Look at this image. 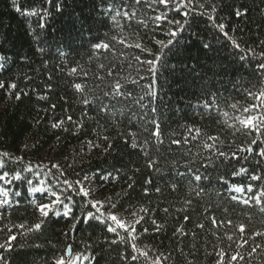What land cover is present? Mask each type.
<instances>
[{
    "label": "trees",
    "instance_id": "1",
    "mask_svg": "<svg viewBox=\"0 0 264 264\" xmlns=\"http://www.w3.org/2000/svg\"><path fill=\"white\" fill-rule=\"evenodd\" d=\"M16 2L23 7L31 5V0H16ZM119 2L120 0H117V3ZM124 2L130 3L131 0H124ZM68 3L71 8L72 0H68ZM233 6L247 9V14L242 18L230 15L229 13L234 11ZM219 16L224 18L219 22H224L230 28L236 29V31H230V35L240 43V49L234 48L229 40L218 33L206 17L198 18L196 30L200 34V39L194 40L189 32L185 31L177 38L180 40L182 56L176 58L171 53L168 54L170 63L195 64L197 72L187 75L185 70L169 75L163 69L160 70L156 84L157 96L152 99L149 106V108L155 107L157 111L152 113L150 110H145L147 119L155 118L160 123L163 133L162 155L156 154L151 144L148 147L153 158L159 160L161 171L156 172L146 167L147 157L143 151L133 150L124 143L126 139H130L126 135L129 130L138 132L139 140L142 141L148 136L143 128L147 127L151 130L154 126L147 122L142 124L137 118H133L130 124V111L120 115L111 108L115 101L111 97H104L103 91L108 90V82L112 81L113 77H108L106 70L98 68L100 63L116 64L122 68L121 76L137 78L139 65L133 61V66L127 67L126 60L117 59L119 52H126L128 59L135 55H140L142 59L152 57L148 53H141L134 48L128 49L119 44L116 45L117 56L111 53L98 57L90 56L93 51L91 45L97 42V38L104 39L106 32L110 35L120 33V29L116 28L107 17H104V23L96 21L95 17L94 20L89 21L92 25L91 31L87 24L82 30L79 24L75 28L72 27L66 15L57 17L48 25L46 42L43 45H32L25 32L26 29L30 30L34 27L35 19L25 18L16 13L12 0H0V40L3 39L4 34H7L9 43L6 44V48L8 54L12 56L5 69H0V81L16 82L18 89L29 93L22 95L20 101H16L7 99L5 90H0V152L8 151L13 156L24 158L21 164L10 162L5 170L14 168L19 171L22 165L29 162L33 167V172L23 173L27 179L32 181V185L18 181L10 186L12 193H21L19 197L13 195L9 197L10 201L19 200L18 204L13 203L12 208L8 210L11 213V220L16 224L23 222L26 225L36 220L38 214L33 215L29 201L35 199L46 202L47 197L44 193L31 195L28 189L36 187L41 180L45 188L49 186V182L52 185L56 184L53 176L43 168L45 164L50 166V163L41 159V154L45 149L48 151L56 149L61 154L64 151L70 152L65 156L61 155L63 157L59 161L70 180L82 178L85 173L91 175L97 170L111 171L116 168L121 169L125 176H134L138 183L135 190L131 192V200L122 201V204L126 208L129 203L143 202L154 209L153 215L158 221L166 222L165 229L160 233L153 232L150 224H145L150 229L149 233L142 235L139 240V246L142 249L147 247L150 255L163 254L170 257L164 261V264H186L185 257L181 255L177 245L187 255L192 244H196L197 248L191 249L195 255H187L188 260H193V264H215L214 250L227 249L232 242L227 241L226 237L218 240L212 236L208 231L211 223L209 220H203V216L214 215L218 220L231 219L233 221L232 226L216 230L220 237H224L225 232L229 235L235 233L238 236L235 225L239 223L246 225L247 233L255 230L264 231V223H262L264 213L260 211L261 206L254 203L249 206L238 204L230 199L231 193L227 191L233 184L264 186V182L258 184L249 179L253 173L261 174L264 170V163L257 165L255 158L240 163L233 160L232 166L238 168L243 164L249 169L248 175L242 176L230 175L231 166L226 169L223 165L219 169L208 167L207 170L201 167L199 173L207 176L208 179L193 182L190 179L191 173L185 166L186 160L198 151L204 157H207L208 153L199 147V141L181 145L179 148L176 145H170V139L187 135L182 125L199 127L212 135L219 134L226 142H229L233 137L230 135L231 130L224 124L228 118L223 116V112H229L230 116L237 115L238 113L234 112L229 105L236 102L240 105L254 103L248 95V90L256 91L259 87H264L253 72L259 57L252 56L250 53L245 55L248 48L255 49L257 53L264 50V44L261 43L264 41V0H223ZM175 18L180 19V16L177 15ZM121 23L125 22L121 21ZM134 31H139L141 36L153 35L150 29L145 30L134 23L131 27L125 26V35ZM154 35L155 39H167L166 35L158 29ZM133 39L134 37L129 35V42ZM202 42L208 43L210 49H204ZM144 43L153 51L159 47L154 46L148 40ZM40 47L45 49L43 53L39 51ZM242 55H245L244 60L240 59ZM105 56L108 59H105ZM77 65L83 72L89 73L87 77L82 73L69 75V70ZM221 68L226 71L222 72ZM98 72L105 77L104 82L95 78V73ZM140 75L145 76L140 83H148L150 78L147 73L140 70ZM76 82L86 84L87 90L83 94L73 89L72 84ZM126 87L140 91L138 86L128 85ZM39 95H46L48 99L39 100L37 98ZM213 97L215 98L214 106L208 110L204 109L203 103L211 101ZM84 98L89 100L88 105L82 102ZM145 103L148 101L146 100ZM100 105H108L109 110L99 111ZM116 107L119 108L120 105ZM137 111L140 110L137 109ZM69 116L72 117V123L67 120ZM37 120L40 122L37 123ZM59 120L65 121L63 128H67L68 131L51 128V124ZM228 122L232 121L228 120ZM77 123H82L84 127H77ZM94 129L110 137L109 143L113 144V148L109 153L105 154L101 149L90 151L87 154L79 152L84 141L96 139ZM235 139L239 142L241 137L237 136ZM168 147L172 148L171 152L166 150ZM189 148L191 149L189 157H184L183 151ZM248 155L252 156V154ZM81 158L82 162H79ZM172 161H175V164L171 163ZM206 162L205 159L204 163ZM68 164H72L73 167L68 168ZM137 168L140 169L139 172L135 171ZM178 172L183 175H177ZM221 174L224 175L227 185L218 179ZM145 179H151L153 183L143 185ZM95 184L100 187L103 185L104 191L94 194V199H100L106 194H114L122 187H126L123 179L116 184H101L97 178ZM171 184L177 185L176 191L171 190L169 187ZM190 184L192 187H204L206 195L188 197ZM142 186L148 187L150 191L159 186L162 194L152 192L150 197L145 198L141 193ZM186 197L193 200L191 208L187 213L176 212L175 209L181 207ZM73 199L75 202L72 205L74 215L80 218L83 215L81 197L74 196ZM164 207L170 208V214L167 216L162 211ZM205 208L210 210L205 212ZM225 208L228 209L227 212L224 211ZM185 214L190 216V220L186 223L182 220ZM198 221L205 224L203 231L194 228ZM89 223L96 224L95 221L77 222L71 217L50 215L42 225L41 232L20 235L22 230L13 229V233L17 235L14 251L5 253V255L11 261L16 253L24 251L28 254L27 264H55L57 257L63 255L66 245L71 244L74 252L78 251L91 258L85 264H142V261L131 260L129 246L121 242L110 243L111 240L117 239L115 234L106 232L102 225L95 228L89 227ZM178 224H184L187 231H195L198 235L195 238L192 236L174 237L173 229ZM0 227H3L2 223ZM9 227H11L10 224ZM70 227L71 231H69ZM3 242V234L0 233V243ZM256 242H264V238L257 237ZM249 243L252 242L249 241ZM21 245L24 247L21 248ZM242 251L247 256L248 245H245ZM247 259L249 264H264V249H258L257 253ZM240 264H245V262H240Z\"/></svg>",
    "mask_w": 264,
    "mask_h": 264
},
{
    "label": "snow or ice",
    "instance_id": "2",
    "mask_svg": "<svg viewBox=\"0 0 264 264\" xmlns=\"http://www.w3.org/2000/svg\"><path fill=\"white\" fill-rule=\"evenodd\" d=\"M223 0H131L130 3H125L124 0H72V7L70 8L68 0H31V5L23 7L18 4L16 0H12V6L16 13L24 16L25 18H34L36 23L30 30L26 29L25 34L28 35L30 44L43 45L47 39V29L51 21H54L57 17L67 16L72 23V27L80 25L81 30L87 24L89 31H91L92 25L89 21L95 20L104 23V17L110 19L116 28L120 29L119 34L104 33V39L97 38V42L91 45L92 53L90 56H100L105 53H111L113 56H117L116 45H123L128 49H137L141 53H148L151 59H142L140 55H135L131 59H128L126 52L120 51L117 59L123 58L127 61V67L133 66V61L139 65L137 69V78H129L127 76H121L122 68L116 64L106 65L100 63L98 68L106 70L108 77H113V80L108 82V90L103 91L104 97H111L115 103L111 105V108L118 112L120 115H124L126 111H130L129 123H132L133 118H137L143 124L144 122L152 124L154 127L149 130L147 127L143 128V131L148 133V136L142 141L139 140V133L129 130L126 135L130 139L124 141L125 145L133 150H141L147 157L146 167L148 169H154L156 172H160L159 160L153 158L152 153H149L148 147L151 144L155 149L156 154L161 153V147L164 145L163 133L161 131L160 123L155 119H147V111L150 110L155 113L157 109L155 107L149 108L151 101L157 96L156 84L159 79L160 70L167 72L169 75H175L178 71H185L187 75L197 72V65H188L183 62L179 64L170 63L168 60V54L171 53L173 57L179 58L182 56L180 52V40L177 39L181 33L188 31L190 36L194 40L200 39V34L196 30L198 25V18H205L212 23V26L222 34L223 37L231 42L234 48L240 49L241 45L236 39L230 35V31H236L234 28L224 22H219L224 19L219 16ZM162 6V7H161ZM234 7V11L229 13L235 15L237 18H242L247 14V9L241 7ZM87 13V14H86ZM94 14V16H93ZM180 16V19H176V16ZM121 21L125 23L122 24ZM144 28L145 30H151L152 36H141L139 31L130 33L134 39L129 42V35H125V26L131 27L132 24ZM160 30L163 32L167 39L159 40L155 39V31ZM145 40L153 43L154 46H159L156 51L148 48L144 43ZM7 34L3 35V39L0 40V69H5V66L12 59V56L8 54L6 44H8ZM264 44V41H261ZM204 49H210L208 43L202 42ZM166 50V51H165ZM39 51L43 53L45 49L40 47ZM241 51H244L241 49ZM250 53L252 56H258L256 67L253 72L256 74L257 80L264 84V50L257 53L255 49L248 48L247 55ZM15 55V54H13ZM63 55V53H61ZM245 55L240 57L241 60L245 59ZM27 59V57H24ZM105 59H108L105 56ZM15 62L14 60L12 61ZM140 70L147 73L150 78L148 83L141 84L140 81L145 79V76L140 75ZM221 71H226L221 68ZM82 73L87 77L89 73L83 72L79 65L72 67L69 70V75H76ZM119 77V78H117ZM95 78L104 82L105 77L98 73H95ZM128 85L138 86L140 91L137 92L135 88L126 87ZM73 89L80 94H83L87 90L86 84L73 83ZM99 87V85H98ZM255 87V86H254ZM0 90H5V96L7 99H15L20 101L22 95H28L22 89H18L16 82L0 81ZM34 91V89H33ZM50 91V88H49ZM248 95L251 96L254 103L248 105H240L238 102L232 103L229 107L236 113L235 116H230L229 112L224 111L223 116L228 118L224 121V124L231 130L230 135L233 137L229 142H226L219 134L212 135L204 132L201 128L195 126H181L185 128L187 135L182 138L170 139V145H176L179 148L181 145H189L193 141H199V147L208 153L207 157L201 155V152H197L194 156H191L186 160V169L191 173V181L200 182L202 179H208L207 176H202L199 173V169L203 167L207 170L208 167L220 168L221 165L225 167H232L230 175L242 176L248 175L249 169L241 164L240 167L231 165L233 160L237 163L241 161L248 162L250 159L255 158L257 165L264 163V87H259L256 91L248 90ZM39 100H47L46 95H39ZM148 103H145V101ZM85 105L90 102L87 98L82 101ZM215 104V98L211 101H205L202 107L206 110L211 109ZM116 105H120L119 108ZM53 107H55L53 105ZM137 109L140 111L138 112ZM109 110L108 105H100L99 111L105 112ZM68 122L72 123V117H67ZM228 120L232 122L229 123ZM40 121L37 120V123ZM65 121L59 120L51 124L52 129H63L68 131L67 128H63ZM77 127L83 128L82 123H77ZM96 139H89L82 143L79 149L80 153L87 154L90 151L101 149L105 154L109 153L113 148V144L109 143L110 137L102 135L101 133L93 130ZM175 135V133L173 134ZM241 137L239 142L235 137ZM249 137H251L249 139ZM168 152L172 151L171 147L166 149ZM191 149L183 151L184 157H189ZM248 154H252L250 157ZM22 156H13L8 151L0 152V182L5 186L0 187V223L3 227H0V233L3 234L4 242L0 243V264H27V253L20 251L12 257L11 261L5 253H11L14 251V242L17 241V235L13 233V229L22 230L20 235H27L30 233L41 232L42 225L50 215H62L64 217H71L77 222H83L87 220L89 222L95 221L96 224L89 223V227H97L102 225L104 230L116 235L117 239L110 241L112 244L118 242L124 243L131 248L129 256L132 261H142V264H164V261L170 257L160 255H150V250L141 248L139 246L140 237L149 233V227L145 224H150L151 230L155 233L162 232L166 227V222L158 221L154 215V209L145 203L139 204L129 203L128 207H124L122 201L131 200V192L135 190L138 181L134 176H125L122 174L121 169H113L111 171H94L89 175L85 173L82 178L76 180H70L67 178V174L59 161L45 164L44 169L47 173L52 175L56 180V184L52 185L49 182L48 187H30L29 192L40 193L43 192L47 197V201H37L35 199L29 201V206L33 210V215L37 216L36 220L30 224L23 222L16 224L11 220V213L8 211L12 208L13 203H19V200L10 201V195L19 197L20 192H11V185L15 182L27 183L32 185V181L27 179L23 175L26 172H33L31 163L24 164L20 167L19 171L14 168L6 169V165L10 162L15 164H21L23 161ZM206 159V163H204ZM79 162H82V158ZM171 163L175 164V161ZM39 167V166H38ZM68 168H72V164L67 165ZM52 170H55L54 172ZM139 172L140 169H135ZM79 176V173H77ZM177 175H183V173H177ZM10 177V178H9ZM99 179L101 184H116L122 179L124 180L126 187H122L119 192L109 194L101 199H94V193L100 191V186L95 185L96 179ZM227 185V181L224 180V175L221 174L218 177ZM249 179L257 182L258 184L264 182V170L261 174H251ZM153 181L151 179H145L143 185H151ZM172 191L177 190L176 184L169 185ZM227 191L231 193L230 199L249 206L255 204L260 207V211L264 213V186L256 187L253 184H233ZM162 194V189L157 186L150 191L148 187L142 186L141 193L143 197L147 198L151 196V193ZM202 197L206 195V189L202 186L192 187L190 184V191L188 197L191 196ZM74 196L81 197L83 215L77 218L74 215L73 204ZM186 197L181 207L176 208V212L187 213L193 204L191 198ZM210 209L205 208L204 211L208 212ZM163 213L167 216L170 214V208L164 207ZM228 211L227 208L224 209ZM250 219V218H249ZM182 220L186 223L190 220V216L185 214ZM203 220H209L211 228L208 231L212 236L218 240L226 237L227 241H230L227 249L220 248L218 251L214 250L216 257L215 264H240L245 262L249 264L247 257H252L254 253H257L258 249H264V242L257 243L256 238H264V231L255 230L250 233L246 232V225L239 223L235 225L236 232L239 233L236 236L235 233L229 235L224 233V237L217 235V229L225 228L226 226H232L233 221L231 219L218 220L216 216H203ZM264 223V221H262ZM9 224L11 227H9ZM195 229L204 230L205 224L202 221H198L194 225ZM71 231V227L69 229ZM123 233V234H121ZM174 237H188L195 238L198 233L195 231L189 232L186 230L184 224H178L173 229ZM68 235V233H65ZM235 237V238H234ZM39 237H37L38 239ZM249 241L252 243L250 244ZM235 245V247H233ZM245 245H248L247 256L244 251ZM21 248L24 245L20 246ZM181 255L185 257L186 264H193V260H188L187 255H195L191 249H196L197 245L192 244L191 249L187 255L184 250L179 248ZM135 253V254H132ZM212 255V254H210ZM91 259L89 256L74 252L71 244L66 245L63 255L57 257L55 264H85L86 261Z\"/></svg>",
    "mask_w": 264,
    "mask_h": 264
},
{
    "label": "rangeland",
    "instance_id": "3",
    "mask_svg": "<svg viewBox=\"0 0 264 264\" xmlns=\"http://www.w3.org/2000/svg\"><path fill=\"white\" fill-rule=\"evenodd\" d=\"M68 153H70V152L69 151H64V153L61 154V152L58 151V150H56V149H53V150H50V151H48V150L45 149L42 152V154H41V157H42L41 159L44 160V161H46L47 163H54V162L60 161V159L63 156H65L66 154H68ZM61 155H63V156H61ZM2 185H4V184L1 182L0 183V187H3ZM102 186L100 187V191H98V192H96L94 194H100L101 192H103L104 191V188H102ZM41 187H45L43 180H41L39 182V184L36 186V188H41ZM30 194L31 195H35L37 193L30 192ZM38 194H43V192H40ZM106 195H109V194H106ZM106 195H104V196H106ZM104 196L101 197L100 199L102 200L104 198Z\"/></svg>",
    "mask_w": 264,
    "mask_h": 264
}]
</instances>
